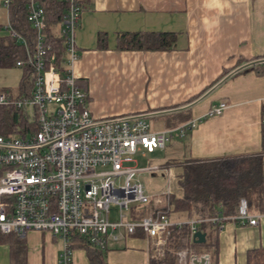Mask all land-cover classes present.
Masks as SVG:
<instances>
[{
  "label": "crops",
  "instance_id": "crops-1",
  "mask_svg": "<svg viewBox=\"0 0 264 264\" xmlns=\"http://www.w3.org/2000/svg\"><path fill=\"white\" fill-rule=\"evenodd\" d=\"M138 31L176 32V48H117L122 32ZM100 33L107 34L105 48L99 47ZM11 34L9 7L0 0V38ZM77 53L71 71L77 85L87 92V106L96 119L178 107L211 86L225 68L264 57V0H84ZM20 70L17 84L6 81L11 74L0 72L5 84L0 82V98L4 93L8 99L19 98ZM12 85V89L1 87ZM223 102L227 107L222 114L209 115ZM182 112L186 114L184 120L176 113L155 117L158 128L153 130L178 128L191 120L196 121V126L174 138L168 151L169 144L160 150L165 154L161 161H147L141 167L137 160L139 167L159 165L175 173L176 179L175 161L262 153L264 75L243 71ZM174 122L177 124L173 126ZM148 154L151 153L141 155ZM139 212L133 216L141 215ZM251 213L259 216L258 224L228 221L223 229L217 228L212 250L220 264H247L248 250L264 246V198L262 207ZM23 236L28 249L27 264H58L64 247L62 237L37 229L28 230ZM110 243L106 254L111 263L148 264L151 241L142 230ZM73 257L74 264H90L83 246L73 249ZM0 264H11V247L5 242H0Z\"/></svg>",
  "mask_w": 264,
  "mask_h": 264
},
{
  "label": "built area",
  "instance_id": "built-area-1",
  "mask_svg": "<svg viewBox=\"0 0 264 264\" xmlns=\"http://www.w3.org/2000/svg\"><path fill=\"white\" fill-rule=\"evenodd\" d=\"M11 1L5 0V5ZM67 1L60 34L68 55V74L63 77L53 64L46 65L45 10L39 1L30 0L28 19L38 32L36 51H28V63L36 72L33 95L29 100H11L5 93L0 98V104L38 109V131L27 136H0V232L24 235L31 229L50 231L64 239L58 264H74L76 234L90 244L107 248L111 240L142 230L151 241V253L157 254L165 249L174 225L187 223L194 234L201 222H211L220 230L228 221L258 224L259 216L249 211L244 197L233 215L187 219H173L170 207H159L168 203L172 191L153 201L137 175L161 166L141 168L136 155L164 150L197 123L191 120L168 130H153L148 119L97 125L103 120L92 115L87 106L88 94L77 85L71 71L78 58L77 31L84 0ZM24 64L26 61L17 62L19 67ZM226 107L223 102L209 115H220ZM152 201L154 206L149 212L133 216L135 204L148 211ZM178 255L181 264L211 262L209 252L181 249Z\"/></svg>",
  "mask_w": 264,
  "mask_h": 264
},
{
  "label": "trees",
  "instance_id": "trees-1",
  "mask_svg": "<svg viewBox=\"0 0 264 264\" xmlns=\"http://www.w3.org/2000/svg\"><path fill=\"white\" fill-rule=\"evenodd\" d=\"M45 10L44 47L46 49V65L53 64L64 77L68 74L69 64L64 37L60 34V25L66 15L67 0H37ZM30 0H12L9 4L10 27L12 34L0 38V68L15 67L18 61H26L21 66L22 80L20 96L16 100L31 99L36 78L35 69L28 63V51H36L38 32L28 19V4ZM24 39V44L20 39ZM107 34L100 33L98 43L100 48L106 47ZM177 33L168 31H138L122 32L118 37L119 50L167 51L176 48ZM242 63V62H240ZM239 63V64H240ZM233 67L225 68L213 82L215 84ZM255 71L264 75V64L257 65L245 71ZM211 84V86L213 85ZM203 92L193 97L198 98ZM180 117V112L176 113ZM38 109L33 108L32 114L25 107L17 104H0V136L17 134L27 136L38 131ZM181 118V117H180ZM178 167L176 181L177 193L168 196V203L160 208L170 207V217L187 219L191 217L230 216L235 213L242 197L249 203V211L262 207L264 198V130L263 148L259 154L240 156H225L216 159L175 161ZM154 206L146 211L145 215ZM173 218V217H172ZM198 229L206 231L209 238L205 242H197L193 238L192 228L184 223L174 225L165 249L157 254L151 253L148 264H181L178 251L192 250L197 253L209 252L210 264H220L212 250L215 244L217 227L211 222H201ZM0 242L11 247V264H27V243L23 235L15 232H0ZM73 246L86 248L90 264L111 263L106 254L107 248L90 244L82 235L73 237ZM189 264V263H187ZM247 264H264V246L248 250Z\"/></svg>",
  "mask_w": 264,
  "mask_h": 264
},
{
  "label": "rangeland",
  "instance_id": "rangeland-1",
  "mask_svg": "<svg viewBox=\"0 0 264 264\" xmlns=\"http://www.w3.org/2000/svg\"><path fill=\"white\" fill-rule=\"evenodd\" d=\"M0 72L3 74H11L10 77H7L6 81L8 83H14L17 84L19 82L18 80V76L19 74H21V70L20 68H13V69H0ZM16 72V76H14ZM18 74V75H17ZM1 79V78H0ZM1 83H3L2 80H0ZM3 85H5L3 83ZM14 85L12 86H1V87H6L7 89H12ZM9 87V88H8ZM180 119L184 120L186 118V114L184 112H180ZM179 120V121H182ZM148 121L150 122L152 129H157L158 125L156 122V119L154 118H149ZM179 121L177 123H179ZM176 122H174L172 125H176ZM170 144L168 145V147L166 148V151H168L170 149ZM180 151V150H179ZM164 152L157 150L155 153H151L148 154L147 157H143L141 155V153L139 152L136 155V159L139 162V166L143 167L146 165L147 161H153V162H159L161 161V156H164ZM159 157V158H158ZM175 175V173L169 171V169H157V170H149V171H144L141 172L137 175V180L140 181L145 189L146 192L153 197V201L157 200L161 194L167 192V191H172V193H177L179 191L178 185H177V181L176 179L173 177ZM155 195V196H154ZM164 198V197H163ZM143 209L144 206H140L135 204L133 206V213H138L139 211L142 213H140L141 215L143 214ZM115 215H112V217H114ZM173 218L176 216H172ZM111 245V243L109 244V246ZM108 246V248H110ZM77 247V246H73V249Z\"/></svg>",
  "mask_w": 264,
  "mask_h": 264
},
{
  "label": "water",
  "instance_id": "water-1",
  "mask_svg": "<svg viewBox=\"0 0 264 264\" xmlns=\"http://www.w3.org/2000/svg\"><path fill=\"white\" fill-rule=\"evenodd\" d=\"M264 64V57L256 58L250 61H247L245 63H242L238 65L237 67L231 69L228 73H226L221 79H219L215 84H213L209 89H207L202 95H200L198 98L184 104L178 107L169 108V109H163V110H156L152 112L142 113V114H136L131 116H125L121 118H113L110 120H103L101 122H98L97 125L108 123V122H114V121H121V120H135V119H149V118H155L162 115L172 114V113H178L182 111H186L195 105L199 104L206 98H208L213 92H215L219 87H221L224 83H226L229 79L234 77L235 75L248 70L252 67H255L257 65H263ZM2 148V146H0ZM206 235L207 232L203 231L202 229H198L194 232L193 238L197 242H205L206 241Z\"/></svg>",
  "mask_w": 264,
  "mask_h": 264
}]
</instances>
